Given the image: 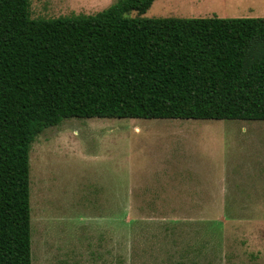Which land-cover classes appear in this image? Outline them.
<instances>
[{"label":"rangeland","instance_id":"obj_1","mask_svg":"<svg viewBox=\"0 0 264 264\" xmlns=\"http://www.w3.org/2000/svg\"><path fill=\"white\" fill-rule=\"evenodd\" d=\"M141 16L264 17V0H154ZM29 163L32 264H264V120L71 117L36 136Z\"/></svg>","mask_w":264,"mask_h":264},{"label":"trees","instance_id":"obj_2","mask_svg":"<svg viewBox=\"0 0 264 264\" xmlns=\"http://www.w3.org/2000/svg\"><path fill=\"white\" fill-rule=\"evenodd\" d=\"M153 1L32 17L31 0H0V264H32L29 152L44 129L71 117L264 120V17L141 16Z\"/></svg>","mask_w":264,"mask_h":264}]
</instances>
